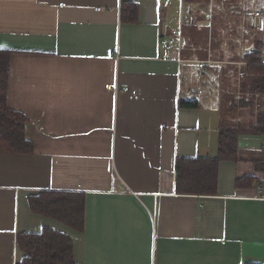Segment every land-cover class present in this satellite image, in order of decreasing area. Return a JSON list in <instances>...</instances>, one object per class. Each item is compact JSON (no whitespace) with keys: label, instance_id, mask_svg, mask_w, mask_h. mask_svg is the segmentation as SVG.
<instances>
[{"label":"crops","instance_id":"0c3cea01","mask_svg":"<svg viewBox=\"0 0 264 264\" xmlns=\"http://www.w3.org/2000/svg\"><path fill=\"white\" fill-rule=\"evenodd\" d=\"M208 1L199 12L218 32L206 54L182 57L210 62L196 82V64L168 60L159 45L177 30L169 0H0V49L12 51L7 107L26 117L32 144L16 154L0 143V264H19L16 236L44 228L71 239L78 264H264L262 136H238L236 160L218 165L216 195L174 189L178 158L215 157L223 122L253 121L229 105L242 96L237 63L264 19ZM125 2L137 6L136 23L120 20ZM218 80L219 90L231 85L228 119ZM191 99L196 108L180 107ZM245 178L253 183L236 186ZM41 190L83 194L82 231L33 214L27 199Z\"/></svg>","mask_w":264,"mask_h":264},{"label":"trees","instance_id":"16d2710c","mask_svg":"<svg viewBox=\"0 0 264 264\" xmlns=\"http://www.w3.org/2000/svg\"><path fill=\"white\" fill-rule=\"evenodd\" d=\"M206 3L207 0H201ZM215 12V11H214ZM138 9L134 3L120 5V20L136 23ZM217 16L213 22H217ZM226 24H228L226 22ZM218 30H212L213 37ZM12 51L0 49V143L11 153L30 154L32 144L25 137L26 117L7 107L9 62ZM237 58H235V61ZM244 63L243 77L235 84L234 93L242 96L230 102V110H248L253 118L249 126L223 122L218 130L215 157L178 158L174 168V189L179 195L214 196L217 189L218 165L222 161L236 160L237 138L241 134L264 138V36L255 37L250 49L241 56ZM233 68V67H231ZM233 68L232 77L236 76ZM237 87V88H236ZM182 108H196L195 99L180 101ZM252 178L238 180L236 186H250ZM33 214L61 222L74 231H82L84 225V195L81 193L41 190L27 199ZM16 245L23 253L19 264H78L74 259L73 244L65 234L42 229L38 233H22L16 236Z\"/></svg>","mask_w":264,"mask_h":264},{"label":"rangeland","instance_id":"374dc122","mask_svg":"<svg viewBox=\"0 0 264 264\" xmlns=\"http://www.w3.org/2000/svg\"><path fill=\"white\" fill-rule=\"evenodd\" d=\"M169 2H170L169 8L174 17L170 25L177 30L180 29L181 32L182 57L183 58L188 57V55L190 56L192 54H196V53L198 54V52L200 53L202 51L206 54V51L209 50V47L211 46L210 41L211 39H213V34L211 33L212 26L208 25L207 22L208 20L205 19V16L202 14V12H199V8H202L204 10L206 7H208L207 4L202 3L201 0H169ZM262 2L263 0H246V5L248 7H258L259 5H262ZM215 5L217 6V4ZM215 9L218 12L216 15L220 16L219 20L216 22L217 26L219 27V25L221 26L225 21L223 17H221L222 11L220 5H218ZM179 19H181V21ZM235 21L237 22L236 18L234 19V22ZM257 34H259L260 37H263L264 30H260ZM248 36H250L249 38H251L252 37L251 33L248 32V34L244 35L245 38H247ZM203 57L204 56H202L201 58ZM196 73H197V69L195 67V73L193 74V76L195 78V81L197 82ZM230 87L227 88L226 90H219L220 88L219 80L217 82H214V88H215L214 92H216L219 100L221 101L220 112L222 116L226 119H228L227 112H230L227 110L226 104L229 101H231L233 97L232 96L233 93H230Z\"/></svg>","mask_w":264,"mask_h":264},{"label":"built area","instance_id":"2783aa9c","mask_svg":"<svg viewBox=\"0 0 264 264\" xmlns=\"http://www.w3.org/2000/svg\"><path fill=\"white\" fill-rule=\"evenodd\" d=\"M225 3L226 4V12L229 16L236 15L242 20L246 19H264V6L262 8H249L245 6V0H240V3L236 4L231 2L230 0H209L208 3L212 6L214 3ZM100 9H96L99 11ZM182 38L181 32L179 30H171L169 34L164 35L160 38L159 45L165 51L166 58L169 60H174L178 64L183 62H194L197 66V76L196 79L198 82L202 80V75L204 71V66L209 61L202 62V61H184L181 55L182 49ZM244 65L242 60L240 59L237 63V66ZM243 72L239 71L238 76L239 78L243 77ZM187 93L192 96H202L203 93L198 88H190L188 89Z\"/></svg>","mask_w":264,"mask_h":264}]
</instances>
